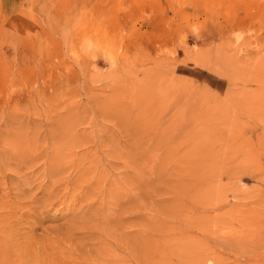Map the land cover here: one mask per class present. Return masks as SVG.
Instances as JSON below:
<instances>
[{"label": "rangeland", "instance_id": "obj_1", "mask_svg": "<svg viewBox=\"0 0 264 264\" xmlns=\"http://www.w3.org/2000/svg\"><path fill=\"white\" fill-rule=\"evenodd\" d=\"M0 244L264 264V0H0Z\"/></svg>", "mask_w": 264, "mask_h": 264}, {"label": "bare ground", "instance_id": "obj_2", "mask_svg": "<svg viewBox=\"0 0 264 264\" xmlns=\"http://www.w3.org/2000/svg\"><path fill=\"white\" fill-rule=\"evenodd\" d=\"M134 139V138H133ZM55 151V150H54ZM195 191V190H194ZM119 206V205H118ZM16 227V226H15ZM83 233V232H82ZM15 237H17V236H15ZM15 240H16V238H15ZM28 240V239H27ZM26 240V241H27ZM1 241H2V238H1ZM116 241V240H115ZM5 242V241H4ZM3 242V243H4ZM8 243V242H7ZM5 244H6V242H5ZM33 244V243H32ZM30 245V244H29ZM7 246V245H6ZM22 247H23V245H22ZM25 248V247H24ZM28 251V250H27ZM25 252V251H24ZM135 252V251H134ZM6 248H3V245H1L0 244V258H6V259H8L7 258V256H6ZM9 257V256H8ZM21 257V256H20ZM28 257V256H27ZM29 258V257H28ZM102 260V259H101ZM33 261V260H32ZM100 261V260H99ZM24 262V261H23ZM102 262H104V260L102 261ZM45 263V262H44ZM60 263V262H59ZM32 264V263H31ZM37 264V263H36ZM100 264V263H99Z\"/></svg>", "mask_w": 264, "mask_h": 264}]
</instances>
